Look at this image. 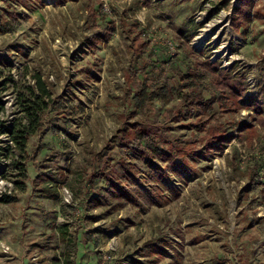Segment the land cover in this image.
I'll list each match as a JSON object with an SVG mask.
<instances>
[{
	"label": "rangeland",
	"instance_id": "374dc122",
	"mask_svg": "<svg viewBox=\"0 0 264 264\" xmlns=\"http://www.w3.org/2000/svg\"><path fill=\"white\" fill-rule=\"evenodd\" d=\"M235 3L0 0V264H264V176L260 185H244L248 163L260 160L264 173V128L258 123L252 144L239 136L202 156L195 144L200 133L176 113L182 101L173 99L167 110L156 101L147 120L161 124L169 146L191 151L173 157L184 169L177 173L159 162L166 175L157 181L150 166L142 165L133 182L143 178L138 186L158 193L160 202L151 203L143 190L142 206L127 203L108 212L89 204V194L106 185L92 177L97 170L124 181L117 131L136 106L135 83L128 87L124 81L131 62L129 22L137 20L143 29L145 56L150 67H162L160 78L170 75L168 61L183 64L181 28L192 32L188 44L204 49L220 67L237 65L236 72L246 75L243 107L225 114L214 104L208 114L212 122L231 125L253 115L244 105L264 83V0H254L250 16L233 24ZM89 8L107 15L93 16ZM220 15L224 28L193 44ZM95 24L113 30L91 50ZM35 75L45 84L47 105L42 128L21 154L1 131L16 118L27 121L19 94L25 97L26 86L37 88ZM201 79L208 83V76ZM45 171L60 174L52 197L39 195L33 182Z\"/></svg>",
	"mask_w": 264,
	"mask_h": 264
},
{
	"label": "trees",
	"instance_id": "16d2710c",
	"mask_svg": "<svg viewBox=\"0 0 264 264\" xmlns=\"http://www.w3.org/2000/svg\"><path fill=\"white\" fill-rule=\"evenodd\" d=\"M254 0H236L235 12L232 17L233 24L242 21L250 16V7H253ZM90 9V8H89ZM93 16L104 19L107 13L104 10L97 9L95 12L90 9ZM112 24V21H111ZM108 24L106 28L95 24V34L90 38L87 46L94 50L97 43L106 39L113 30V25ZM127 33L130 34L131 44H128L127 51L131 62L124 73L125 85L130 87L134 84L132 98L136 100V106L130 112V119L123 123L117 131L119 138L118 145L121 156V171L124 181L119 177L109 174L104 168L97 170L92 177H102L106 180V185L98 187L95 195L89 194V204L93 206H103L108 212L116 211L124 207L127 203L136 206H142L140 197H144L145 191L150 195L149 201L160 202V195L152 192L147 187H139L137 182H145L142 178L136 183L133 181L137 177L142 165H149L157 181H160L166 173L159 169L158 163L165 162V165L172 167L175 172H180L184 166L179 161L173 159L175 155L184 157L191 155V151H186L182 146L168 145L166 136L158 130L159 123L147 120V114L155 110L154 103L160 101L162 107L166 110L173 99L182 101L181 108L176 110L180 117V122L184 121L191 125L195 132L200 135L195 144H200L197 152L202 156L214 154L221 151L232 141L233 138L245 136L249 144H252V138L257 134L254 123H258L264 128V83L261 90L253 94L249 102L244 107L253 111L249 114V119L233 122L235 125L228 124V121H211V115L208 114L213 105L216 104L219 113L234 114L243 107L240 100L245 94L247 84L245 72H236L237 65L231 68L220 67L217 60H210L204 49L197 51L187 42L192 32L181 28L184 34L183 47L186 52L185 58H191V64H183L178 61H168L170 75L163 74L162 67L153 64L146 58L147 48L146 38L143 35V29L138 28L137 20L129 22L126 26ZM156 61H159L158 59ZM182 64V65H181ZM184 65V67H183ZM141 74L143 79L138 78ZM208 76V83L203 82L201 78ZM37 88L26 86L27 94L22 99V105L26 111L27 121L22 122L16 118L10 126L5 125L1 132H8L17 150L24 154L29 137L39 131L41 127V114L46 109L47 102L42 98L48 96L45 84L39 75H35ZM151 88H148V87ZM261 96V97H260ZM176 106V105H174ZM154 107V108H153ZM140 114L135 116L136 113ZM142 114V115H141ZM254 120V122H252ZM174 143V142H172ZM232 163V162H231ZM247 180L245 188L262 184L264 173L261 162L252 161L246 165ZM233 168L235 166L233 165ZM58 173V172H57ZM60 179V174H53L50 171L39 172L33 182L36 184V191L39 195L52 197L53 187ZM145 190V191H143ZM162 198V197H161ZM95 217V216H93ZM61 238L66 236V227L62 226Z\"/></svg>",
	"mask_w": 264,
	"mask_h": 264
},
{
	"label": "bare ground",
	"instance_id": "6f19581e",
	"mask_svg": "<svg viewBox=\"0 0 264 264\" xmlns=\"http://www.w3.org/2000/svg\"><path fill=\"white\" fill-rule=\"evenodd\" d=\"M222 15L219 16V18H215V20H212L211 22H207L206 25L201 28L200 34L193 40V44L196 45L199 41H201L205 36L209 35V33H212L216 35L221 28L223 27V20H222ZM214 30V32H213ZM211 35V34H210Z\"/></svg>",
	"mask_w": 264,
	"mask_h": 264
}]
</instances>
